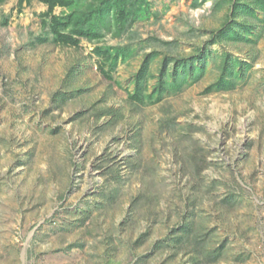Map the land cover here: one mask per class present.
<instances>
[{
	"label": "rangeland",
	"instance_id": "obj_1",
	"mask_svg": "<svg viewBox=\"0 0 264 264\" xmlns=\"http://www.w3.org/2000/svg\"><path fill=\"white\" fill-rule=\"evenodd\" d=\"M125 5L69 46L0 3V264H264V5Z\"/></svg>",
	"mask_w": 264,
	"mask_h": 264
},
{
	"label": "trees",
	"instance_id": "obj_2",
	"mask_svg": "<svg viewBox=\"0 0 264 264\" xmlns=\"http://www.w3.org/2000/svg\"><path fill=\"white\" fill-rule=\"evenodd\" d=\"M4 0H0L2 3ZM30 0H18L19 4L23 2H29ZM39 2L46 5V11L42 13L45 17L43 22L49 24L50 29L53 33L54 40L56 43L61 45L77 46L82 38L89 40L99 39L101 37V26L100 18L104 13L112 12L114 22L121 29L124 25L126 8V0H93L90 8L83 12H76L75 7L81 0H38ZM259 4L264 5V0H258ZM68 8L69 12L67 14H57L55 9ZM252 25L248 26V31L252 29ZM96 55H104L102 61L98 62L99 72L106 78L112 79L110 70H107L105 67V62L112 61V58H115L116 54L112 51L102 49L99 46H95L93 49ZM193 178V177H192ZM195 179V178H193ZM194 182V181H193ZM191 182V184L193 183ZM202 185L205 184L208 190L210 188L216 187L219 184V180L214 179L212 181L204 180V176H201L199 181ZM194 184V183H193ZM226 196H222V201L225 202L224 211L227 208L228 202L226 201ZM222 205V203L220 204ZM223 208V207H222ZM189 231L193 230L192 226L188 223L184 225ZM193 236V235H192ZM211 257V253H207L206 258ZM212 259V258H211ZM211 261V260H210Z\"/></svg>",
	"mask_w": 264,
	"mask_h": 264
}]
</instances>
